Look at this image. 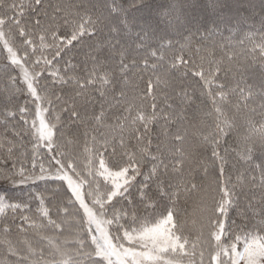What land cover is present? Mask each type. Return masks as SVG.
<instances>
[{
    "label": "snow or ice",
    "instance_id": "1",
    "mask_svg": "<svg viewBox=\"0 0 264 264\" xmlns=\"http://www.w3.org/2000/svg\"><path fill=\"white\" fill-rule=\"evenodd\" d=\"M0 55V264H264V0H0Z\"/></svg>",
    "mask_w": 264,
    "mask_h": 264
},
{
    "label": "trees",
    "instance_id": "2",
    "mask_svg": "<svg viewBox=\"0 0 264 264\" xmlns=\"http://www.w3.org/2000/svg\"><path fill=\"white\" fill-rule=\"evenodd\" d=\"M3 62H4V61H3V56L0 55V66L3 65ZM5 187H10V186H5ZM230 215H231L233 218H235V216H236L235 212H231ZM0 252H2V249H0Z\"/></svg>",
    "mask_w": 264,
    "mask_h": 264
}]
</instances>
